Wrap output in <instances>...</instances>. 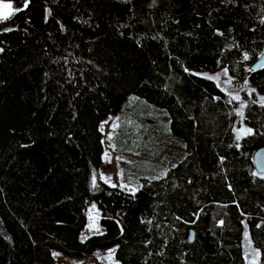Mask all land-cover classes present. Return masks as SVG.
Returning a JSON list of instances; mask_svg holds the SVG:
<instances>
[{
    "label": "trees",
    "instance_id": "trees-1",
    "mask_svg": "<svg viewBox=\"0 0 264 264\" xmlns=\"http://www.w3.org/2000/svg\"><path fill=\"white\" fill-rule=\"evenodd\" d=\"M18 1L0 31V264L111 246L125 264H242L245 231L264 264V0ZM221 68L249 90L238 142L235 101L197 72ZM130 94L181 138L133 191L99 175V124ZM91 205L104 229L81 239Z\"/></svg>",
    "mask_w": 264,
    "mask_h": 264
},
{
    "label": "rangeland",
    "instance_id": "rangeland-1",
    "mask_svg": "<svg viewBox=\"0 0 264 264\" xmlns=\"http://www.w3.org/2000/svg\"><path fill=\"white\" fill-rule=\"evenodd\" d=\"M20 4L18 0H0V31L11 27L7 19ZM4 5L11 7L5 8ZM5 14L7 19L3 18ZM197 72L212 77L235 101L231 141L238 142L248 129H252L246 124L243 116L244 102L241 95L242 90L246 89L244 80L231 76L225 68L212 72ZM237 96L238 100L235 99ZM99 128L102 141L99 175L107 183L130 191L138 186L139 176H147L150 173L154 176L161 175L172 162V156L181 143L179 136H174L168 131L165 109L154 107L145 99L132 94L125 98L115 113H110L100 122ZM99 217L98 210L91 205L86 224L79 233L81 239L103 231ZM113 249L114 246H111L82 256H68L53 250L54 264H125L114 258ZM242 249V264H261L258 250L253 246L246 231L243 234Z\"/></svg>",
    "mask_w": 264,
    "mask_h": 264
},
{
    "label": "water",
    "instance_id": "water-1",
    "mask_svg": "<svg viewBox=\"0 0 264 264\" xmlns=\"http://www.w3.org/2000/svg\"><path fill=\"white\" fill-rule=\"evenodd\" d=\"M264 64V53L250 64V70L254 71ZM254 168L258 173L264 172V144L258 147L252 156Z\"/></svg>",
    "mask_w": 264,
    "mask_h": 264
},
{
    "label": "snow or ice",
    "instance_id": "snow-or-ice-1",
    "mask_svg": "<svg viewBox=\"0 0 264 264\" xmlns=\"http://www.w3.org/2000/svg\"><path fill=\"white\" fill-rule=\"evenodd\" d=\"M4 7H5V8H8V7H11V6H10V5H4ZM3 18H4V19H7V14H5ZM8 30H10V29H8ZM248 58H249V57H248V54L245 53V54H244V59L247 60ZM208 78H209V79H212V77H208ZM235 99L238 100V99H239V96L235 97ZM251 132H252V129H248L246 134L251 133ZM113 186H115V185H113ZM84 239H87V237H85Z\"/></svg>",
    "mask_w": 264,
    "mask_h": 264
}]
</instances>
